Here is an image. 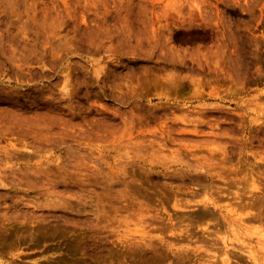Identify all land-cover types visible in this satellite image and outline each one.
<instances>
[{
	"label": "rangeland",
	"instance_id": "rangeland-1",
	"mask_svg": "<svg viewBox=\"0 0 264 264\" xmlns=\"http://www.w3.org/2000/svg\"><path fill=\"white\" fill-rule=\"evenodd\" d=\"M0 264H264V0H0Z\"/></svg>",
	"mask_w": 264,
	"mask_h": 264
},
{
	"label": "bare ground",
	"instance_id": "bare-ground-1",
	"mask_svg": "<svg viewBox=\"0 0 264 264\" xmlns=\"http://www.w3.org/2000/svg\"><path fill=\"white\" fill-rule=\"evenodd\" d=\"M182 257H183V256H182ZM182 257H181V258H182ZM227 261H228V258L225 259V262H227Z\"/></svg>",
	"mask_w": 264,
	"mask_h": 264
}]
</instances>
